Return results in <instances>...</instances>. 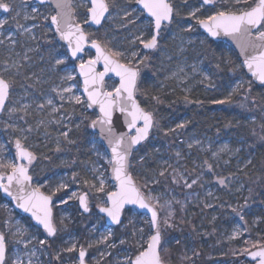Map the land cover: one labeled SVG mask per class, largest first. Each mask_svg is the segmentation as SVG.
<instances>
[{"label":"rangeland","instance_id":"rangeland-1","mask_svg":"<svg viewBox=\"0 0 264 264\" xmlns=\"http://www.w3.org/2000/svg\"><path fill=\"white\" fill-rule=\"evenodd\" d=\"M213 1L171 0L174 19L164 25L157 47L146 51L140 41L146 42L154 34L153 18L145 14L137 0H112L113 8L109 4L105 19L109 23L103 26L107 49L122 53L118 58L138 67L157 57L160 74L148 80L151 86L158 90L169 87L170 92L179 90L185 95L212 90L211 96L216 88L219 97L211 102L220 105L215 101H228L249 80L239 78L228 86L224 79L220 85L213 81V71L199 53L211 38L201 29L199 20L218 11L247 10L251 0ZM4 2L12 8L0 9V20L6 21L0 25V76L11 83L12 91L6 111L0 116V163H17V140L33 152L35 159L28 163L33 185L52 196L57 228L51 238L31 217L18 212L0 191V231L6 236L8 256L14 259L18 254L23 264L29 260L32 264H80L83 248L90 264H129L147 247L153 230L149 215L135 207L125 210L124 220L117 226L108 224L107 216L99 210L109 205L107 194L116 190V184L110 174V153L91 129L98 113L89 109L78 73V65L94 58V52L87 50L77 59L71 57L51 24L55 9L50 3ZM74 5L79 21L93 39L91 34L99 28L88 24L89 0H74ZM192 12L195 16L190 15ZM235 51L228 45L227 62L235 59ZM107 86L113 91L119 80L113 76ZM69 88L70 92L64 91ZM75 96L81 98V103L75 101ZM221 108L212 107L205 123ZM188 121V113L167 117L165 124L182 133L173 149L157 135H150L148 148L141 145L133 154H137L136 172L144 181L146 194L161 212V247L169 249L181 242L186 259L183 264H252L255 261L247 257V252L257 242L264 246V196L255 195L243 176L251 172L246 166L255 151L252 153L242 138L219 135L208 124L190 128ZM156 123L155 118L154 126ZM187 159L192 161L189 169ZM6 171L10 169L0 167L1 173ZM162 172L169 186L159 185L164 180ZM100 179L104 180L102 192ZM82 194L87 196L89 212L81 207ZM178 216L194 219V231L182 236L173 233ZM73 244L75 249L67 251Z\"/></svg>","mask_w":264,"mask_h":264},{"label":"snow or ice","instance_id":"snow-or-ice-1","mask_svg":"<svg viewBox=\"0 0 264 264\" xmlns=\"http://www.w3.org/2000/svg\"><path fill=\"white\" fill-rule=\"evenodd\" d=\"M137 2L153 18L152 23L155 29L150 40L146 42L141 40L140 42L146 49H154L157 47L162 24L172 21L174 14L173 6L169 3V0H137ZM239 2L240 0H237V3ZM204 3L212 4L213 0H204ZM89 4L90 7L87 9V13L90 21L97 25L101 24L102 19L105 18V14L109 12L108 0H89ZM55 7L57 13L51 16V23L56 25V31L60 33L61 38L69 42L71 56L76 57L78 53L84 50L83 44L86 42V36L80 25L73 22L74 17L71 0H55ZM11 8L12 6L9 3L0 0V9L9 11ZM125 15L128 16L130 14L125 13ZM190 15L195 16V12L190 13ZM5 22L4 20H0V25H3ZM62 23L63 27L61 26ZM199 23L214 37L218 36L221 32L225 35L233 36L247 34L249 40L242 45V52L246 54L243 63L257 80L264 83V30H261L264 29V0H255L252 7L238 14L218 11L206 19L199 20ZM253 30L256 33L254 38H252ZM256 41H259V43ZM92 46L96 49L97 53L95 59L82 62L79 65V69L80 74L84 77V90L87 92L88 107L91 108L93 105L99 106L100 115L97 120L92 122L93 127L99 124L101 131L107 133L109 137V144L111 145L112 151V159L109 163L113 165L112 171L116 181H118L117 190L107 194V199L111 206L101 208L100 211L107 213L114 222L119 223L121 210L125 204H138L141 208L149 209L151 211L150 223L155 229L154 234L148 240L147 247L143 251H140L134 260H130L129 264H162L160 252L163 249L161 247V231L158 224L157 210L146 203L132 176L127 172L129 167L128 157L131 155L134 146L148 137L149 131L154 125V117L151 112L145 111L135 98L134 92L138 71L112 58L113 56H122V53L112 52L106 54L104 49L96 41H92ZM248 48L253 50L252 54H247ZM135 55L133 53V56ZM100 60L104 61V72L97 73L95 72V65ZM57 63H62V61L58 60ZM109 71L116 73L120 78V84L113 91H102L101 88L105 74ZM10 88L11 83L0 76V111H3L5 108V101L10 95ZM64 91L70 92L71 89H64ZM74 99L77 103H81L79 96H75ZM47 103L51 105L52 101L48 100ZM215 103H224V101H215ZM117 109L124 115V124L129 132L134 131L135 135H129L128 133L116 134L114 132L112 117L114 110ZM9 111L13 112L16 109H9ZM138 124L142 126L138 127ZM178 127H183V125H178ZM64 135L66 137L67 133H64ZM16 148L18 150V157L26 159L29 164L35 159L32 152L22 147L20 140L16 141ZM0 167L10 169V171H6L0 175V179H3V176L6 175L8 181L7 185H2L4 192L11 195L9 187L15 182L17 185H20L19 190L23 193L24 183L31 180V177L28 175V168L23 163H15L12 161L0 163ZM163 174L162 172L161 175ZM99 183V191L102 192L104 191V180L100 179ZM192 183H196V181ZM220 183L224 184L225 181L221 179ZM61 187H67V185H61ZM187 187H191V185L188 184ZM73 195L75 196V193ZM17 199L21 201L19 207L31 212L36 221L43 225V228L49 236L56 234L57 228L52 217L50 196H44L39 193L38 189H33L26 196L21 195ZM79 201L84 210L88 211L86 194L81 195ZM161 207L165 206L162 205ZM168 215L170 217L172 213L169 212ZM164 223L167 224L168 220L165 219ZM40 243L43 244L44 241ZM75 247L76 245L73 244L67 251H72ZM252 247L257 248V250L252 252L244 251L252 256L253 259H256L257 264H264V246H260L257 242ZM7 252L8 243L5 234L0 232V264H9V259L11 258L7 255ZM84 257L85 250L81 248L79 252L80 264H84ZM11 264H23V261L17 254L14 259H11ZM28 264H32L31 260L28 261Z\"/></svg>","mask_w":264,"mask_h":264},{"label":"trees","instance_id":"trees-1","mask_svg":"<svg viewBox=\"0 0 264 264\" xmlns=\"http://www.w3.org/2000/svg\"><path fill=\"white\" fill-rule=\"evenodd\" d=\"M111 8H113L112 0H108ZM176 1V0H174ZM255 0L249 2L250 7L254 5ZM105 22L97 32L91 34V38L98 39L106 48L109 49L107 42L103 37V26L108 24ZM227 43L209 39L204 45L200 55L204 56L206 65L213 71V81L220 85L224 83L226 86L234 83L236 79H247L249 84L243 85L237 89L231 98L220 105L213 104L211 101L215 97H219L217 89L216 93L211 96L210 91L206 93L198 92L197 94L185 95L183 92L176 90L170 92L169 87L164 90H158L149 83L150 78L159 77L158 58L151 57L148 61L141 64L140 78L137 86V97L146 109L151 111L157 119V123L152 130L151 136L157 135L163 143L170 144L173 147L179 142L182 133L170 129L165 124L166 119L171 114L188 113L190 128H196L208 124L216 129L219 135L229 136L232 138H242L244 143L249 144L253 153V160L246 166V171L250 173L244 174L246 182L253 187L255 195L260 198L264 196V86L257 84L252 77H249L241 62L239 54L235 51V59L227 62L228 56L225 55ZM239 64L237 66L236 64ZM221 106L220 111L213 113V118L209 123H205L209 118L212 107ZM251 118H254L251 120ZM184 133V132H183ZM185 135V134H183ZM149 142H145L142 148H148ZM149 150V149H148ZM151 152V150H149ZM133 156L134 163L131 170L138 184L144 189V181L136 172V157ZM188 160L187 168L191 166V160ZM160 186H169L168 178L163 175ZM146 192V190H145ZM177 225L174 227L173 233L184 235L190 231H194L195 220L188 221L183 216H178ZM169 249L161 251L162 257L170 260L173 264H183L186 262L185 251L181 242L173 244ZM103 264H107L104 262Z\"/></svg>","mask_w":264,"mask_h":264},{"label":"water","instance_id":"water-1","mask_svg":"<svg viewBox=\"0 0 264 264\" xmlns=\"http://www.w3.org/2000/svg\"><path fill=\"white\" fill-rule=\"evenodd\" d=\"M37 1L40 2V3H50V4L53 6V8L55 9V14H53V15H56V13H57V9H56V7H55V0H37ZM213 2H214V1H213ZM169 3L172 4L171 0H169ZM71 4H72V10H73V17H74V21H73V22H74V23H77V24L80 25V27L82 28V30H83V32H84V34H85V36H86V42L83 44V49H84L83 52L78 53L76 57H72V56H71V57H72L73 59H77V58H79L80 56H83V55L86 53L87 50H92V51L94 52V58H88L85 62H87V61L90 60V59H95L97 53H96V49L92 46V41H96L98 44H100V46L104 49V51H105L106 54H110V53H112V52H111L110 50H108V49H107V48H106V47H105V46H104V45H103L98 39H90V38H89V34L86 32L84 25L79 21V19H78V17H77V9H76V7H75V5H74V0H71ZM212 4H213V3H212ZM138 5H139L140 8L143 9V6H142L141 4L138 3ZM172 6H173V9H174V5H173V4H172ZM247 10H248V9H247ZM247 10H244V11H247ZM144 11H145V14H146V15L150 16V15L147 13L146 10H144ZM231 13H236V12H231ZM239 13H240V12H239ZM237 14H238V13H237ZM53 15H52V16H53ZM107 15H108V13L105 14V18L102 19L101 24H99V25L92 23V22L90 21V19L88 20V24L93 25L95 28H99V27H101V26L104 24L105 19L107 18ZM150 17H151V16H150ZM173 19H174V14H173L172 21H173ZM172 21H171V22H172ZM171 22H170V23H171ZM168 23H169V22H165L164 24H162V27H161V29H160L159 36H158V43H159V38H160V36H161V32H162V30H163V27H164L165 24H168ZM51 24H52V23H51ZM52 26H53V28H54V31H55L56 35H57V38H58L62 43L66 44V45L68 46V48H69V42H68L67 40H64V39L61 38L60 33H58V32L56 31V25L52 24ZM61 26L63 27V23H62ZM200 27H201V29H202V30H203V31H204V32H205V33H206L211 39H213V40H215V41H222V42H225V43H227L228 45L232 46V47L238 52L239 57L241 58L242 62L244 61V59H245V55H246V54H245L244 52H242V45L245 44V43L249 40V37L247 36V34H238V35L233 36V35H225L223 32H221L218 36H215V37H214V36H212V35L207 31V29H205L201 24H200ZM261 30H264V29H261ZM154 32H155V29H154ZM255 34H256V33H255V30H253L252 38L255 37ZM256 42L259 43V41H256ZM158 43H157V44H158ZM73 46H74V41H73ZM144 48H145V47H144ZM154 49H155V48H154ZM154 49H146V48H145L146 51H152V50H154ZM69 52H70V55H71V49H70V48H69ZM252 53H253V50H252L251 48H248V50H247V54H252ZM112 58L115 59V60H117L119 63L124 64V65L129 66V67H132V68H134V69H136V70L138 71V77H137L136 89H135L134 95H135V98H136L137 102L139 103V105H140L145 111L151 112V111H149L148 109H146V108L144 107V105L140 102V100L138 99L137 94H136L137 86H138V82H139V78H140V74H141L140 68H139L138 66H133V65H131V64H129V63H126V62L122 61L120 58H118V57H116V56H113ZM79 65H80V64H79ZM79 65H78V73H79V76H80L81 79H82V82H83V92H84V94H85V96H86V99H87V92H85V90H84V77H83V75L80 74ZM243 65H244V63H243ZM244 68H245V71L247 72V74H248L250 77H252V79H253L257 84H259V85H261V86H264V83H261L259 80H257L256 77H254V76L252 75V73L249 71V69H248L245 65H244ZM95 72H97V73L104 72V61H103V60H100V61L95 65ZM113 76H114L116 79L119 80V84H120V78L116 75V73H115V72H111V71H109L108 73L105 74V77H104V80H103V86H102V88H101L102 91H110V90L108 89L107 83H108V79L111 78V77H113ZM3 78H4V77H3ZM4 79H5V78H4ZM5 80H6V79H5ZM9 96H10V95H9ZM8 98H9V97H8ZM7 101H8V99L5 101V106H6V104H7ZM87 101H88V100H87ZM89 109L92 110V111H97L98 116L100 115V112H99V106H98V105H93V106H92L91 108H89ZM151 113H152V112H151ZM152 114H153V113H152ZM98 116H97L95 119H93V120L91 121V129L93 130V132H96V133L99 134L101 140H102V141L104 142V144L106 145V147H107V149H108V151H109V153H110L111 159H112L111 145L109 144V137H108L107 133L101 131V126H100L99 124H97L95 127H93V123H92V122L95 121V120H97ZM153 117H154V115H153ZM124 119H125L124 115H122V114L119 112L118 109H117V110H114V112H113V117H112V120H113V126H114V132H115L116 134H119V133H128L129 135H135V132H134V131L129 132V130L127 129L126 125L124 124ZM154 121H155V117H154ZM137 126L139 127V126H142V125H141V124H138ZM153 128H154V125H153V127L150 129L148 137H147L145 140L141 141L138 145L134 146V148L132 149L131 155L128 157L129 167H128V169H127V172L132 176L133 181L135 182L136 186L139 188V191H140L141 195L145 198L146 203L150 204L152 207H154V208L157 210V213H158V224H159L160 231H161V245H162V241H163V232H162V229H161V212H160V209L158 208V206H157L154 202H152V201L149 199V197H148V195L146 194V192H145V191L142 189V187L138 184V182H137L136 178L134 177V175H133V173H132V170H131L132 158H133L134 151H135L138 147H140L141 145H143V144L149 139V137H150V135H151V132H152ZM22 147H24V146H22ZM24 148L27 149L28 151L32 152L29 148H26V147H24ZM18 163H23V164L28 168V175L31 177V180H30V181H26V182L24 183V185H23V187H24V192L21 193L20 190H19V189H20V185H17L15 182H13L12 185L9 187V192L11 193V195H9L8 193H5L4 190H3L2 185H7V183H8L6 175L3 176V179H0V191H1L2 195H3L5 198H7L8 200H10V201L13 203L15 209H16L18 212H20V213H22V214H25V215H27V216H29V217H31V218L33 219V222H34L36 225H38L39 227L43 228V225L39 224V223L36 221V219L32 216V213H31V212L25 211L23 208L19 207V204L21 203V201L18 200L17 197H19V196H21V195L26 196V195L29 194L33 189H38L39 193L43 194L44 196H50V197H51L50 206H51V209H52V217H53V221H54V208H53L54 200H53V198H52L51 195H49L48 193H46V192L43 191L42 189H40V188H38V187H35V186L33 185L32 174H31V172H30V166L28 165V161H27L26 159L19 158V159H18ZM112 168H113V165H111V167H110V174H111V178H112V180H113V181L115 182V184H116V190H117L118 181H116V179H115V176H114V173H113V171H112ZM2 174H3V173L0 172V175H2ZM116 190H114V191H116ZM114 191H113V192H114ZM82 195H85V194H82ZM86 197H87V196H86ZM110 206H111V205H110V202H109V205H107V206H101L100 209H101V208H104V207H110ZM81 207L83 208V206H81ZM129 207H135V208H136L138 211H140L141 213H144V214L149 215V217H150V221H151V211H150L149 209H146V208H141L138 204H125L124 208L121 210L120 221H119V223L114 222V221L111 219V217H109V216L107 215V213L102 212V211H100V212H101L102 214H105V215L107 216V222H108V224H110V225H114V226H117V225H119V224H121V223L123 222V220H124L125 210H126L127 208H129ZM83 209H84V208H83ZM100 209H99V210H100ZM89 210H90V208L88 207V211H85V212H89ZM43 229H44V228H43ZM152 230H153V233H152V235H153V234H154V231H155V229L153 228V226H152ZM0 232H1V231H0ZM56 233H57V232H56ZM54 236H55V235L50 236V237H54ZM5 237H6V236H5ZM6 241H7V240H6ZM256 250H257V248H254L253 250H251V251H249V252L256 251ZM138 254H139V253H138ZM138 254H137V255H138ZM7 255H8V252H7ZM160 255H161V259H162V264H172V263L167 262V261H165V260L163 259L161 252H160ZM135 257H136V256H135ZM247 257L250 258V259H252L253 261H255V262L252 263V264H257V260H256V259H253L252 256H250V255L247 254ZM134 259H135V258H134ZM134 259H133V260H134ZM84 264H90V263L87 261V251H86V250H85Z\"/></svg>","mask_w":264,"mask_h":264},{"label":"flooded vegetation","instance_id":"flooded-vegetation-1","mask_svg":"<svg viewBox=\"0 0 264 264\" xmlns=\"http://www.w3.org/2000/svg\"><path fill=\"white\" fill-rule=\"evenodd\" d=\"M41 4H46V3H41ZM110 8V7H109ZM77 17H78V14H77ZM50 20H51V18H50ZM7 80V79H6ZM11 91H12V89L10 88V96H11ZM10 96H9V98H8V101H7V104H6V106H5V108H4V110L3 111H0V116H2L3 115V113L6 111V108H7V105H8V102H9V100H10ZM17 152H18V150H17ZM33 153V152H32ZM18 159H19V157L17 158V163H18ZM51 238H53V237H51ZM88 261V260H87Z\"/></svg>","mask_w":264,"mask_h":264}]
</instances>
